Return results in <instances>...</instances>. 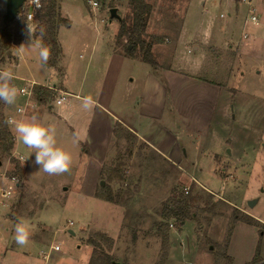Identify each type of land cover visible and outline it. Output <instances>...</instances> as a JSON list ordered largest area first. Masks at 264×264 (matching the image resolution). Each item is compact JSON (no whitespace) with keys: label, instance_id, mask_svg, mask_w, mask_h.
<instances>
[{"label":"rangeland","instance_id":"374dc122","mask_svg":"<svg viewBox=\"0 0 264 264\" xmlns=\"http://www.w3.org/2000/svg\"><path fill=\"white\" fill-rule=\"evenodd\" d=\"M88 1L57 0L60 16L69 20L68 26L58 30L63 50L60 70L37 63L38 56L28 49L30 41L18 54L11 46L10 57L4 56L0 68L22 78L14 80L17 88L29 78L49 81L63 90L81 86L86 96L102 102L111 96L112 108L118 113L128 107H122L125 99L133 100L141 55L149 48L154 66L198 62L197 71L193 67L187 71L224 84L219 102L225 104L227 117L221 119V109H225L217 106L208 136H181L185 155L181 173L121 130L103 165L99 179L104 183L99 181L94 193L95 197L103 186H109L116 203L106 202L116 204L118 214L112 205L101 206V201L86 197L88 193L80 189L84 178L81 149L55 128V114L65 106H57L55 93L50 91L46 102L54 99L52 109L41 122L53 130L57 146L70 154L72 162L66 172L45 173L35 164L33 149L18 140L17 152L24 160L12 157L15 162L5 170L8 179L14 175L17 189L11 180L5 181L4 167H0L2 190H12L9 199H1L8 201V207L0 206V264H43L41 252L49 251L53 252L47 253L46 264H68L56 256L77 264H99L106 255L119 264H230L225 253L234 214L245 215L239 210L243 209L264 221V56L262 50H251L250 57L239 60L242 63H236L229 75L238 54L236 49L223 53L224 39L231 32V43L238 46L247 32L263 47L264 26L259 24L264 21V0H251L259 26L245 23L248 6L239 0H143L150 12L145 16L142 44L129 40L133 14L129 0H95V8ZM0 6L1 35L5 0H0ZM113 7L120 20H109ZM23 34L33 38L25 27L21 38ZM208 35L216 41V55L191 51ZM20 99L17 96L10 105V116L26 120L27 115L15 111L22 106ZM5 160L10 162L6 157L1 162ZM16 164L19 171H14ZM193 176L211 192L195 183ZM179 196L188 200L187 215L163 217L165 205ZM249 201H255L252 207ZM18 223L28 232L23 246L15 242ZM53 244L58 251L52 250Z\"/></svg>","mask_w":264,"mask_h":264},{"label":"crops","instance_id":"0c3cea01","mask_svg":"<svg viewBox=\"0 0 264 264\" xmlns=\"http://www.w3.org/2000/svg\"><path fill=\"white\" fill-rule=\"evenodd\" d=\"M1 8L2 7L0 6V12L2 11ZM248 22L249 21L245 18V23ZM30 25L33 26L29 27ZM259 25L264 26V21L262 20ZM24 27L26 30L31 29L30 36L33 35L35 21L27 22ZM30 36L28 35L27 38ZM208 36L207 38L204 37V40L201 41V43L198 42L194 45L195 47H193V50L191 51H198V53L209 52L211 55H216L217 53H215V50L218 49V47H215L216 41H214L211 35ZM226 36L227 37H225L224 43L227 45L224 47L223 53L226 54L228 51L231 53V51L234 52L233 50L236 49V54H238V61H235L228 69L229 75L234 73L237 64L240 65L245 59L250 57L251 50H262L264 56V46L262 47L257 37L250 36V34L244 32L239 39L237 46L231 43V41H233V34L231 32H228V35ZM25 37L23 34L20 43L13 46L16 48V54L24 51L27 41H32L33 43L37 42V39L35 38L30 37L29 39H26ZM199 38L200 37H197L195 40L198 41ZM27 55L29 56V62L31 63L32 57L30 56V53H27ZM62 56L63 50L61 58ZM19 59L20 58L17 56L18 61ZM239 60L242 62L240 63ZM18 61L16 66L18 65ZM37 63L43 66L39 57L37 58ZM192 67L195 71H197L198 62L184 63L183 65L181 63L179 66L162 67L150 65L141 61L140 67L138 68V71H140L138 75L139 77L136 78V82L133 87V90H135L133 100L129 97L125 99V103L122 107L124 105H128V107L118 113L114 108H112L113 103L111 96H109L108 100H105L104 102L97 98L90 97L93 103L91 106L85 108L83 98L89 96H86L82 92L83 90H81V86L72 91L67 89L63 90L62 88L57 87V85L49 83V81L43 83L37 82V80L32 78L26 80V83L27 81H33L40 86L46 85L53 87L54 90L42 86V88H46L49 91H54L55 97H58L60 93L64 95V101L57 106L63 105L65 108L59 109L55 114L57 118L54 121V126L61 135L71 138V140L74 141L75 146H78L81 149V158L84 161V166L82 167V174L84 175V178L79 186L81 190L88 193L86 197L95 198L94 193L96 185L99 181H101L99 179L101 177V170L103 169L105 160L109 155L116 124H120L124 130L130 132L135 137V140H137L139 145L151 151L170 169L181 173L183 171L181 163L185 157V155L182 154L183 142L181 136H208L211 126L215 120V109L217 106L222 105L225 109L224 112H222L221 109V119H226L227 115L225 104L223 105L219 102L221 93L222 95L224 94L226 86L220 83V81L211 80V76L208 78L206 76L196 74L195 71H187L188 68ZM46 68L60 70V61L54 67ZM14 76L15 79L12 80V87H15L16 90H18L21 86L17 88L14 80H21L22 78L17 77L16 74H14ZM134 81L135 79H132L131 83L134 84ZM39 85L34 87V91H36L37 87H40ZM17 96L21 98L20 100L23 101V105L25 96L19 95L18 92ZM33 101L35 102V106L27 109L24 115H27L28 118L36 115L41 121L44 117L50 114L52 101L49 103L45 101V104H39L35 95L33 96ZM19 106L21 105H18L17 107ZM3 110L5 117L10 116V105L5 104ZM22 118L23 117H19L16 118V120H22ZM7 126L14 138L11 156L15 159L18 155H22L17 152L19 146L18 139L12 125L7 124ZM9 164L10 162L8 160L0 162V167H4V173L2 174H5V170ZM192 179L200 187L208 192H211L197 179H195L194 176ZM7 180L10 181V179L5 178L6 182H8ZM12 184L13 188L17 189L18 185L16 183ZM0 191H3L1 186ZM11 191H5L8 193V197L6 199H9V195L12 194ZM95 199L101 201L99 202L101 206L106 207V201L97 198ZM107 204L112 205V210L119 214L120 209H117L118 207H116V204ZM239 210L249 216H252L246 210ZM253 218L261 223L262 232H259L257 227L246 224L242 221L234 223L225 253L230 264H249L255 257L257 246H259V260L255 264H264V221L255 217ZM52 246H55V244ZM50 247L51 246H49V250ZM56 251L54 250V252ZM52 252L53 251H51V253ZM42 253L44 254V252H41V254ZM47 253H50V251ZM47 258L48 256L46 259H43V264L47 263ZM54 259H59L64 262L67 261L68 264L78 263L73 259L62 256H56Z\"/></svg>","mask_w":264,"mask_h":264},{"label":"trees","instance_id":"16d2710c","mask_svg":"<svg viewBox=\"0 0 264 264\" xmlns=\"http://www.w3.org/2000/svg\"><path fill=\"white\" fill-rule=\"evenodd\" d=\"M41 7L35 17V28L33 31V38L39 39L40 43L47 47L49 50V58L46 63V67L56 66L62 55L61 45L59 43L57 34L59 27L61 25L68 26L69 20L62 18L58 11L57 0H40ZM132 6V28L129 34V40L131 42L141 43V34L144 32L146 24V15L150 12V7L143 0H129ZM25 25V15L20 12L17 14L13 20L4 22V27L2 28L0 35V64L4 62V56L6 58L10 57V48L12 45L19 44L21 41L20 33L22 32L23 26ZM123 27H121L122 29ZM41 29L43 31L41 32ZM141 61L154 65V61L151 57L149 48H146L141 55ZM1 70V68H0ZM12 86V81L9 82ZM35 96L39 104L44 103L50 96V91L46 88L37 87L35 91ZM5 103L0 101V162L2 158H10V163L15 162L11 156V150L14 145V138L7 126L6 117L4 114ZM124 130L120 124L115 125L114 137L119 135V132ZM130 136L134 137L130 132H127ZM135 138V137H134ZM14 171H19L17 164L14 166ZM103 169L101 170V175ZM112 174V173H111ZM119 177V174H115ZM101 178V177H100ZM120 178V177H119ZM192 187H190L191 193ZM186 193V192H185ZM189 196V194H188ZM95 197L108 202L116 203V198L113 196V192L109 186H103L101 188V193H96ZM188 207V200L186 197H174L172 200L165 205L163 217L171 218L173 215L186 216ZM186 212V213H185ZM240 213L234 214V220L242 221L246 224L255 226L262 232L261 223L254 219L252 216L247 214L239 217ZM262 236V234H261ZM258 252L259 246L256 248V254L253 260L249 264H255L258 262ZM99 264H114L112 258L108 255L105 256V260L100 261Z\"/></svg>","mask_w":264,"mask_h":264},{"label":"clouds","instance_id":"9594fccd","mask_svg":"<svg viewBox=\"0 0 264 264\" xmlns=\"http://www.w3.org/2000/svg\"><path fill=\"white\" fill-rule=\"evenodd\" d=\"M31 29H29V32ZM43 29H41V32ZM28 49L36 53L42 65H46L49 58V50L40 42L28 44ZM15 79L10 70H0V101L13 105L16 102L17 90L10 86V81ZM93 101L90 97L83 98L84 107L91 106ZM23 112V109H18ZM8 124L12 125L17 139L25 146L33 149L35 164L39 165L45 173L59 174L66 172L71 165V156L57 142L50 127H45L40 119L33 115L26 120L9 119ZM28 240V232L23 223L15 226V242L17 245H25Z\"/></svg>","mask_w":264,"mask_h":264},{"label":"built area","instance_id":"2783aa9c","mask_svg":"<svg viewBox=\"0 0 264 264\" xmlns=\"http://www.w3.org/2000/svg\"><path fill=\"white\" fill-rule=\"evenodd\" d=\"M239 1L247 4L248 7H249L246 20L249 21V22H251V23H254V24H259L260 21H259L257 15L255 14V10L251 6L250 0H239ZM88 4L91 7H93V8L98 7V4H97V2L95 0H89L88 1ZM40 7H41V1L40 0H25L23 2L22 7L20 8V12H22L25 15V21L26 22H34L35 21L36 14L39 11ZM38 85L39 84H37V83H35L33 81H27V83H25L23 86H21L17 90V92H18L19 95L25 96L24 104L22 106L17 107L16 110H15L17 114L24 115L26 113L27 109L33 108L35 106V102L33 101V96L35 95L34 87L35 86H38ZM42 86H44V85H41L40 87H42ZM44 87H47L49 89L54 90L53 87H49V86H46V85ZM63 101H64V95L62 93H60L58 95V97H56L54 103L56 105H59ZM18 109H23V112L18 111ZM10 118L12 119V117H10V116H7L6 117V123H7V121ZM16 159L17 160H23V157L20 156V155H18L16 157ZM2 176L4 178H7L5 176V174H3ZM10 180L13 183H16L14 176H11L10 177ZM7 197H8V193L7 192L0 191V206L1 207H6L7 206V202H5V200L4 201L1 200V199H5ZM69 224H72V222H69ZM52 249L56 251V250H59V247L55 245V246L52 247ZM47 256H48L47 254L44 255L42 253V258L43 259H46Z\"/></svg>","mask_w":264,"mask_h":264},{"label":"water","instance_id":"95a60500","mask_svg":"<svg viewBox=\"0 0 264 264\" xmlns=\"http://www.w3.org/2000/svg\"><path fill=\"white\" fill-rule=\"evenodd\" d=\"M24 1L25 0H5V13L3 15L4 22L11 21L14 19V17L18 14L20 8L22 7ZM109 18L110 21L113 18L120 20V17L117 14V9L115 7L109 10ZM103 183L104 182L102 180L99 182L100 185H103ZM254 203L255 201H249L248 206L252 207ZM70 233L73 234V231L70 230ZM114 264H119V263L114 262Z\"/></svg>","mask_w":264,"mask_h":264}]
</instances>
